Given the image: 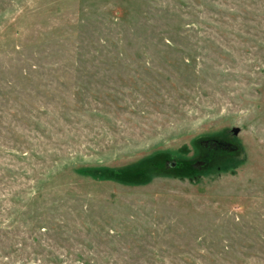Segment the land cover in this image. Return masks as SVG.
Instances as JSON below:
<instances>
[{
	"label": "rangeland",
	"instance_id": "obj_1",
	"mask_svg": "<svg viewBox=\"0 0 264 264\" xmlns=\"http://www.w3.org/2000/svg\"><path fill=\"white\" fill-rule=\"evenodd\" d=\"M0 264H264V0H0Z\"/></svg>",
	"mask_w": 264,
	"mask_h": 264
},
{
	"label": "trees",
	"instance_id": "obj_2",
	"mask_svg": "<svg viewBox=\"0 0 264 264\" xmlns=\"http://www.w3.org/2000/svg\"><path fill=\"white\" fill-rule=\"evenodd\" d=\"M218 142H219V144H216L215 147H218V148H221V149H222V148H223V147H222L223 145H222L221 141H218ZM212 148H213V147H212ZM170 166H175V162H171V163H170ZM148 167H149V166H148ZM148 167H146V168H148ZM146 168H145V169H146ZM145 171H146V170H145ZM118 173H119V172H118ZM127 174H128V173H127Z\"/></svg>",
	"mask_w": 264,
	"mask_h": 264
}]
</instances>
